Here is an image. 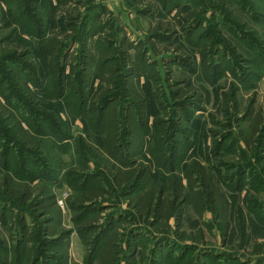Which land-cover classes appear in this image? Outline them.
<instances>
[{"label":"rangeland","instance_id":"obj_1","mask_svg":"<svg viewBox=\"0 0 264 264\" xmlns=\"http://www.w3.org/2000/svg\"><path fill=\"white\" fill-rule=\"evenodd\" d=\"M76 1L82 3L81 12L95 4L107 6L113 13L106 18L118 19L133 37L164 35H151L157 52H150L161 69L163 93L145 86L144 78L140 84L150 124L156 116L167 121L165 154L174 172L159 165L162 147L150 145L159 161H151L148 152L145 157L154 181L182 175L192 159L210 169L231 203L230 231L224 236L211 211L201 219L191 205L186 206L182 228L175 230L173 217L170 232L164 233V224L134 220L126 200L107 195L106 201H79L100 173L108 175L107 157L99 151L101 131L91 117L94 97L86 106L70 90L56 96L58 84L32 22L36 15L28 19L16 0H0V264H33L30 250L32 255L38 252L37 264H96L114 231L121 234L125 249L135 233H144L131 264H264V147L260 135L251 145L243 137L253 136L258 114L264 117V0H171L167 7L160 0ZM43 4L52 11L49 28H43L46 36L56 33L69 39L65 6L58 0ZM77 49L72 44L69 52ZM250 104L253 110L247 115ZM160 131L161 125L151 135ZM80 137L96 149L87 153L86 170L74 160V143ZM25 184L34 191L33 203L26 202L24 190L12 191ZM47 194L60 211V217L53 215L59 231L54 237L45 235L47 219L35 202ZM93 204L95 208L88 207ZM121 264L129 263L122 259Z\"/></svg>","mask_w":264,"mask_h":264},{"label":"trees","instance_id":"obj_2","mask_svg":"<svg viewBox=\"0 0 264 264\" xmlns=\"http://www.w3.org/2000/svg\"><path fill=\"white\" fill-rule=\"evenodd\" d=\"M16 1L28 19L30 14L36 15L37 21L32 22L41 34L50 73L58 84L60 93L56 96H62L70 90L74 97L86 106L91 101L90 97H94L91 117L94 119L97 131H101L99 151L107 157L105 168L108 175L105 177L100 173L96 177L95 186L83 192L78 197L79 201H83L82 203L85 200L93 201L96 197L106 201L107 195L126 200L132 209L134 220L138 218L141 221H152L154 226L164 224L167 228L164 233L170 232L169 221L173 217L175 230L182 228L186 206L191 205L201 219L207 211H211L221 233L228 236L231 227V203L210 169L197 159H192L185 165L182 175L172 173L154 181L151 165L145 157V153L148 152L152 157L151 161L153 160L154 163L156 160L159 161V157L151 148L154 145L162 147L164 153L159 165L161 168L171 170L168 172H174V169H170L174 166L170 167L171 161L165 154L166 146L169 144L166 139L167 121L156 116L153 124H150L149 104L140 84L141 79L144 78L145 86L150 84L157 91L156 94L163 93L161 69L150 52H157L156 43L152 41L151 35L159 39L164 35L156 32L149 33L146 39L133 37L127 34L118 19L106 18L107 14L112 15L113 12L105 5L95 4L88 7L87 11L81 12L80 1L58 0L61 6H65L62 16L66 28L72 35L66 40L59 38L56 33L46 36L43 28H49L51 8L44 6L43 0ZM169 1L171 0H160L164 7L168 6ZM27 6H30V9ZM157 12L154 11V16H157ZM115 23H117L116 27H114ZM160 25L159 21L158 27ZM72 44L78 45L75 53L69 52ZM182 61L186 62V67L191 68L185 58ZM206 62H208V54L204 51L202 53L204 67ZM252 110L253 105L250 104L247 115ZM257 118L259 119H256L253 125V136L243 137L246 144L251 145V139L260 135V145L264 147L263 112L258 114ZM160 125L162 131L151 135L152 131H159ZM84 143V138H78L73 149L74 160L80 168L86 170L89 168L87 153H93L96 149L93 145ZM172 151V156L175 158L178 151L176 145ZM184 178L186 184L183 182ZM3 182L5 186L10 184L8 179ZM21 186L20 189L12 191L20 193V190H24L22 194H25L26 202L33 203L34 191L26 184ZM39 193V195L43 194L42 191ZM50 198L47 194L43 200L35 202L47 219V224L44 225L45 235L54 237L59 231L55 223L53 224V215L60 217V211L55 208ZM103 202L88 207L96 206L98 210L97 207ZM113 215V212L109 213L110 218ZM34 233L36 232H31L32 236ZM99 233L97 241H100L104 232ZM135 234L133 242L128 241L125 249L121 234L114 231L100 249L96 264H121L122 259H126L131 264L137 255V240L145 236L144 233ZM29 241H32V238ZM27 248L31 249V246ZM30 251L33 264L39 263L38 252L32 255L33 251ZM175 264H192V262L186 260Z\"/></svg>","mask_w":264,"mask_h":264},{"label":"water","instance_id":"obj_3","mask_svg":"<svg viewBox=\"0 0 264 264\" xmlns=\"http://www.w3.org/2000/svg\"><path fill=\"white\" fill-rule=\"evenodd\" d=\"M105 1H106V0H105ZM110 1L115 2L116 0H110Z\"/></svg>","mask_w":264,"mask_h":264},{"label":"crops","instance_id":"obj_4","mask_svg":"<svg viewBox=\"0 0 264 264\" xmlns=\"http://www.w3.org/2000/svg\"><path fill=\"white\" fill-rule=\"evenodd\" d=\"M184 184H186V183H184Z\"/></svg>","mask_w":264,"mask_h":264}]
</instances>
